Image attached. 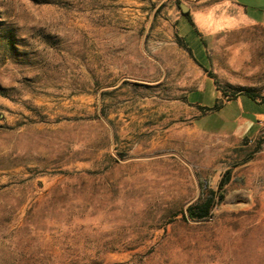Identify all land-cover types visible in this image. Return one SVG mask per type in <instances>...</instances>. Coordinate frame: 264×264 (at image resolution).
<instances>
[{
    "label": "rangeland",
    "instance_id": "obj_1",
    "mask_svg": "<svg viewBox=\"0 0 264 264\" xmlns=\"http://www.w3.org/2000/svg\"><path fill=\"white\" fill-rule=\"evenodd\" d=\"M237 1L264 21V0ZM180 4L222 21L194 17L208 70ZM241 17L233 0H0V264H264V126L204 132L186 100L210 72L264 89ZM228 168L211 217L185 219Z\"/></svg>",
    "mask_w": 264,
    "mask_h": 264
},
{
    "label": "crops",
    "instance_id": "obj_2",
    "mask_svg": "<svg viewBox=\"0 0 264 264\" xmlns=\"http://www.w3.org/2000/svg\"><path fill=\"white\" fill-rule=\"evenodd\" d=\"M244 2V1H243ZM233 3L239 7L242 11L241 21L244 23L243 25H247L248 27L259 28V30H250L243 33L242 36V44H243V60H248L254 62L258 59L260 55V51L264 49V21L263 20H255L253 17H249L247 15L248 5L245 3L238 2L237 0H233ZM190 17L194 23V26L191 25L190 32H193L194 35L197 36L202 43V38L204 34L196 27L194 22V17L199 19L203 25H205L207 32L209 34L215 32L222 21L214 18L210 13H201V12H190ZM186 17L182 14L181 17ZM187 18V17H186ZM189 21V20H188ZM234 22H237L234 20ZM219 23V24H218ZM181 36V35H180ZM183 39L184 37L181 36ZM198 45V44H197ZM192 52V51H191ZM192 56L195 62L198 64L200 70H208L209 62L207 59V51L206 47L203 43V46L198 45L195 51V54ZM249 65L248 71H256L257 68ZM260 82L257 79H248L242 85L245 87H251L255 90V87L259 86ZM192 91H197L198 93L193 97ZM208 91L211 98H215L216 100L220 99L222 96L220 91L216 88L215 81L212 77L203 75L201 83L194 89H191L186 94V100L189 104L194 107L199 108V111L195 117V125L198 129L204 132H209L212 134H220V135H235L248 137L250 139L257 136L260 130L264 126V100L260 98H253L246 94H238L235 97L227 100H223L222 105L218 109H205L201 110V104H212V102L206 101L204 92ZM259 94L264 95V89L261 91H257ZM188 100H191L188 101ZM208 108V107H207ZM210 108V107H209ZM213 111L217 112L220 116L223 117L222 122L217 126L206 128L202 125H197L196 121L198 119H202L204 117L212 115ZM233 122L234 126L232 128L228 127V123Z\"/></svg>",
    "mask_w": 264,
    "mask_h": 264
},
{
    "label": "trees",
    "instance_id": "obj_3",
    "mask_svg": "<svg viewBox=\"0 0 264 264\" xmlns=\"http://www.w3.org/2000/svg\"><path fill=\"white\" fill-rule=\"evenodd\" d=\"M35 1H39V0H35ZM183 14L187 17L191 25L194 26V23L190 17L189 12H183ZM210 76H212L211 72H210ZM215 84H216V88L218 89V91H220V94L222 97L216 100L214 105L210 108L200 106L201 110L218 109L222 105L223 100L231 99L238 94H246L253 98L258 97L264 100V95L259 94L251 87L233 86L231 91L227 92L221 89L217 82ZM262 142H264V136L258 138L256 147L259 148ZM230 178H231V169L228 168L224 171L222 177L220 178L218 182L217 190L215 191L211 190L207 195L200 197L196 202L189 204L186 208V212L183 214L184 218L191 219L194 221H202V220H207L208 218H210L212 215V209L214 208V206L218 205L224 199L225 185L229 182Z\"/></svg>",
    "mask_w": 264,
    "mask_h": 264
},
{
    "label": "water",
    "instance_id": "obj_4",
    "mask_svg": "<svg viewBox=\"0 0 264 264\" xmlns=\"http://www.w3.org/2000/svg\"><path fill=\"white\" fill-rule=\"evenodd\" d=\"M180 8H181L182 12H187V10H188V7L185 6L184 4H180Z\"/></svg>",
    "mask_w": 264,
    "mask_h": 264
}]
</instances>
